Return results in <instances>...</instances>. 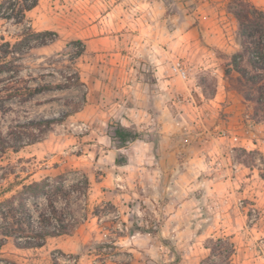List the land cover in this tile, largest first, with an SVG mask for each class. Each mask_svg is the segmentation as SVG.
<instances>
[{
	"label": "rangeland",
	"instance_id": "obj_1",
	"mask_svg": "<svg viewBox=\"0 0 264 264\" xmlns=\"http://www.w3.org/2000/svg\"><path fill=\"white\" fill-rule=\"evenodd\" d=\"M239 1L39 0L23 24L0 19L2 132L78 111L0 161V204L21 183L75 186L58 203L68 234L37 249L0 235V264H264V82L232 63ZM28 28L58 38L16 45ZM240 67L264 75L245 54ZM76 72L77 87L31 95ZM115 122L144 138L117 148Z\"/></svg>",
	"mask_w": 264,
	"mask_h": 264
},
{
	"label": "trees",
	"instance_id": "obj_2",
	"mask_svg": "<svg viewBox=\"0 0 264 264\" xmlns=\"http://www.w3.org/2000/svg\"><path fill=\"white\" fill-rule=\"evenodd\" d=\"M38 4L39 0H0V19L23 24L26 21V14L36 8ZM235 5L232 14L239 22V38L243 51L232 57V63L235 70L244 79L260 85L264 82V75L250 77L245 70L241 69L240 63L242 54H245L252 69L264 73V10L249 0H240ZM57 38L58 35L55 32H35L28 28L16 45L32 49L51 44ZM6 44V46L10 45ZM3 46H0V51ZM68 80L69 83L66 85H48L37 88L31 95L52 90L72 89L81 84L77 72L74 77H69ZM262 84L258 92L264 96V83ZM3 92L0 89V161L10 151L19 152L25 146L39 142L40 136L36 130L44 126L50 127L78 112L76 109V111L65 113L61 118H45L17 124L10 127L9 133L5 135L1 130V117L7 113L6 103L9 97ZM28 128H32L34 131L28 133L26 131ZM108 135L119 149L126 148L129 144L144 138L137 130L126 127L120 122L109 125ZM118 163L121 165L122 161L119 159ZM3 179L5 178L0 177V181ZM65 183L66 179L63 175L54 178L46 177L41 181H33L29 184L21 183L22 188L10 199L0 204V235L12 239L20 249H37L42 248L50 238L68 234L67 217L59 209L58 203L59 200L67 199L76 191L75 186L66 189ZM83 183L86 184V187L88 186L87 179ZM31 199L41 200L44 205V209L39 212L37 218L31 214L28 207V201ZM177 263L178 261L173 264Z\"/></svg>",
	"mask_w": 264,
	"mask_h": 264
},
{
	"label": "built area",
	"instance_id": "obj_3",
	"mask_svg": "<svg viewBox=\"0 0 264 264\" xmlns=\"http://www.w3.org/2000/svg\"><path fill=\"white\" fill-rule=\"evenodd\" d=\"M172 71L174 74L178 75L183 80H186L188 78V71L183 63H180V62L174 63L172 65Z\"/></svg>",
	"mask_w": 264,
	"mask_h": 264
},
{
	"label": "crops",
	"instance_id": "obj_4",
	"mask_svg": "<svg viewBox=\"0 0 264 264\" xmlns=\"http://www.w3.org/2000/svg\"><path fill=\"white\" fill-rule=\"evenodd\" d=\"M234 45H235V51H236V53L237 52H241V48L242 47H241L240 41L238 39H235Z\"/></svg>",
	"mask_w": 264,
	"mask_h": 264
}]
</instances>
